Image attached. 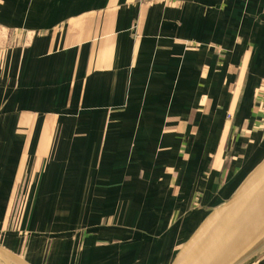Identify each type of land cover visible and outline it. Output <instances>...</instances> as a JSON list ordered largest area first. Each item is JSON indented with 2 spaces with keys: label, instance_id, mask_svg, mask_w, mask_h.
<instances>
[{
  "label": "crops",
  "instance_id": "crops-1",
  "mask_svg": "<svg viewBox=\"0 0 264 264\" xmlns=\"http://www.w3.org/2000/svg\"><path fill=\"white\" fill-rule=\"evenodd\" d=\"M260 93L264 0H0L3 246L171 264L264 156Z\"/></svg>",
  "mask_w": 264,
  "mask_h": 264
},
{
  "label": "water",
  "instance_id": "water-1",
  "mask_svg": "<svg viewBox=\"0 0 264 264\" xmlns=\"http://www.w3.org/2000/svg\"><path fill=\"white\" fill-rule=\"evenodd\" d=\"M264 247V156L213 209L171 264H242ZM0 264H32L0 245Z\"/></svg>",
  "mask_w": 264,
  "mask_h": 264
},
{
  "label": "rangeland",
  "instance_id": "rangeland-1",
  "mask_svg": "<svg viewBox=\"0 0 264 264\" xmlns=\"http://www.w3.org/2000/svg\"><path fill=\"white\" fill-rule=\"evenodd\" d=\"M259 97L261 98V99H263V97H264V95L263 94H259ZM9 226H11V221H9V222H7L6 223V227H9ZM16 231L18 232V233H20V234H23V233H21L22 231H21V229H20V227H18L17 229H16ZM20 231V232H19ZM3 237H1V234H0V245H3ZM6 248V247H5ZM12 251V250H11ZM13 252V251H12ZM15 253V252H14ZM16 254H18V253H16ZM20 255V254H19ZM176 256V255H175Z\"/></svg>",
  "mask_w": 264,
  "mask_h": 264
}]
</instances>
